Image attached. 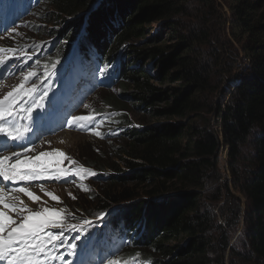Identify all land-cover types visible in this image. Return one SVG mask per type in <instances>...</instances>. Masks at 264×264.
<instances>
[{"label":"trees","instance_id":"obj_1","mask_svg":"<svg viewBox=\"0 0 264 264\" xmlns=\"http://www.w3.org/2000/svg\"><path fill=\"white\" fill-rule=\"evenodd\" d=\"M224 1L231 15L224 43L196 19L193 0H47L45 12L51 13L39 10L42 18L70 19L73 28L63 40L78 49V61L92 50L100 53L104 64L117 65L130 89L127 100L151 119H165L141 126L126 115L111 121L128 141L122 146L126 171L112 166L117 174L103 178L97 175L101 168L91 166L107 186L96 198L97 212L84 210L83 219L106 218L87 233L110 256L130 243L122 264H264V0ZM152 25L160 27L153 35ZM63 46L55 58L61 62L72 50L65 53ZM229 52L232 63L218 69L213 60ZM239 60L245 64L239 82L225 92ZM221 151V168L229 176L225 187ZM224 188L246 197L244 215ZM225 198L234 208L212 205ZM123 203L128 207H118ZM240 221L236 248L230 232ZM140 253L145 256L135 257Z\"/></svg>","mask_w":264,"mask_h":264},{"label":"rangeland","instance_id":"obj_2","mask_svg":"<svg viewBox=\"0 0 264 264\" xmlns=\"http://www.w3.org/2000/svg\"><path fill=\"white\" fill-rule=\"evenodd\" d=\"M46 1L47 0H43L39 6H35L34 8H36V10H30V8H28V11H25V8L23 7L24 3H21V7L16 11V15H19L20 19L15 17L10 21V23H4L3 27L0 28V63L7 64L6 70H2V72L0 70V101H3V104H0V108H3L5 112L4 118L0 120V125L4 124L3 126L7 130L10 129L13 135L15 133V130H18L22 133L27 134V136L29 137V142L20 144L21 140H18L14 143H11V145H16L20 147L21 150H28L30 147L36 145L38 146L36 148V151L37 149L40 151H49L41 152V154L49 153V155L45 156L46 158L42 157L39 160L41 164L40 169L43 172V176L40 179L45 178L48 181L52 182L51 184H49V186H46L44 188L42 186L36 188L35 197H37V199L35 201L32 200L31 197L26 196L25 194L23 195V193H19L18 201H23V203L26 204L27 211L24 214L21 212H18V214L16 213L17 219H13V217H11V220L19 221L25 216H35L38 213L40 214L41 219L51 218L48 216L49 213H58V215L54 216L53 218L60 219L61 225L65 230L59 231L58 228H45V231L50 229L47 232L51 231L52 233L56 234L58 239L47 243L44 247V252H41L38 257H40L41 259L45 258L44 260L46 261L47 254L49 255L48 259H54L58 257V259L61 258L62 262H65L60 263L58 261H54L52 262V264H77L79 263L81 257H83L86 261H89L90 259L88 253L85 256L83 255L84 248L87 246L86 237L88 236V233L87 231H80L79 238H76L73 243H69V241H72L75 238L74 234L72 233L74 232L73 229L77 228L82 223L84 226L91 224V222L86 223L89 221V219H83V216H86L84 210L91 213L97 212V206H95L96 198H99L98 195L100 194L102 189L107 186L105 182L106 180H104L103 178L110 174H117L116 172H114V168L112 166H116L120 169L118 173L126 171V168L125 166H123L122 161V157H124L122 154V146L128 141L123 135L121 136L122 129H115L120 125L117 122L111 124V121H120V118L122 119L123 115H126L124 118L131 121L133 126H141L152 124L157 121H163L165 119H151L147 114H145L142 109L138 108L137 105L129 102L127 100V96L125 95L128 94L130 89L128 87L126 88L123 80L118 79L116 83L114 81L107 80L103 83L99 81V77L110 75V73L106 74L104 70H100L99 67L97 68L95 65H93L87 67L88 72L85 78L80 80L81 83H78L76 89H74L75 91L71 92L70 90L71 94L67 97V99L52 100L50 106L51 111L58 114L60 113L66 118V120L60 122L59 118L58 121L60 123L56 121L55 125H53L54 129L52 133L54 134V136L51 139L54 142L52 146H49V128L47 130L41 129V125L44 124L47 126L48 122L47 120H45V122H42L39 118L40 112L45 109L40 104L36 103V99H34L30 92L31 90H35V93L40 95V98L43 99L42 95L44 92V85H42L41 79L42 81H47L48 84H51L53 80V77H51V75L54 70H57L58 65H60L62 72L69 70V65L60 63L55 58L57 57V54H61V49H63L64 47L63 45H66L65 53L70 50V47H72V49L75 48L72 42H68L69 44H66V41L63 40L73 28L69 25L70 19H66V21L63 22L62 20H55L47 14L44 15V18L41 17V12H47H45ZM208 3L210 5H203V2H197V0H193L194 15L198 21L201 20L207 23V27L215 33V40L217 38H220L221 42L224 43L223 39L225 37H230L228 32V22L231 18L230 12L224 0H209ZM40 9H42L41 12H39ZM50 11L51 10H49L47 13L50 14ZM12 14L13 12H10V18L13 17ZM87 14L88 12L85 15ZM51 19H53V21ZM151 27L152 28L149 30V32L152 35L154 33H157L160 28L157 25H152ZM58 32L63 33V35H57ZM79 35H83L82 28ZM215 40L213 42H215ZM215 45H219V43L217 42ZM49 47L51 51L49 50ZM129 53L130 51L128 48L125 54L128 56ZM24 55H26V57ZM230 55V52L226 53L221 61L213 60L214 65L218 66V69L225 70V67L230 66V64L232 63ZM71 57L72 55L69 54L64 61L66 62ZM244 65L245 64L241 63L240 60L236 62L231 77L223 84V90L225 92L228 91V89L230 88L229 86H231L232 84H238L239 76ZM48 66L49 71H47V73L45 72L46 74L43 73L44 70H47ZM91 68L94 69L91 70ZM40 90H42L43 92ZM53 92L54 90L50 91V96ZM9 93H13L14 95L12 97H9ZM224 96L225 94L222 93L218 97L221 100L225 101L226 99L224 98ZM19 99V106L17 109H15L13 104ZM116 99L122 103V109L116 107V105L114 104H117V102L113 101ZM69 100L73 101V106L67 111L66 107ZM35 105H38L37 110L35 109ZM59 107H62V109L59 110ZM9 109L11 110L12 115L7 114L9 112ZM35 117L38 118L35 119ZM69 118L74 121V125H72L71 123L67 124L72 131L71 134L66 136L63 128L64 124L69 121ZM217 119L218 117L216 118V115L212 117V122L215 128H217ZM48 127L50 126L48 125ZM5 137L9 136L5 133H0V139ZM65 138L73 140V144L69 145V147L67 146L66 148H63L61 145H58V147H56L58 144L57 141L59 139ZM10 146H8L7 148L0 147V159L3 157V154L6 153ZM36 151H34V153L32 154V157L34 158L37 157V154L38 156H41V154L37 153ZM60 152H62L64 156L54 155V153ZM221 153L222 156H219V170L222 174V184L225 187V184L228 182L229 176L223 174H226V172L223 171L224 169L221 167L226 164V158L224 156V152L221 151ZM51 162L52 165H50ZM94 164L98 165L101 168L100 171L98 170L99 173L97 175L98 177L103 178L97 179V177L95 176V172L97 173V171L91 167ZM29 165L32 168L31 163H29ZM54 167H59V171H61L62 173L64 172L62 170H65L66 175H61L64 177V180H62V182L53 180L52 178L48 179L51 177V172L54 171ZM45 170L46 172H44ZM230 179L232 180L231 177ZM117 186H121L122 188V185ZM0 187H2V185H0ZM224 191L230 193L229 191H226L225 188ZM7 194L11 195L12 193L7 192ZM212 195L216 196L217 191H214ZM53 196L56 197V199H53ZM233 197L235 199V202L237 200L242 205V214L244 215L246 197L244 195H235ZM239 198L241 200H239ZM4 204L5 199H0V207L4 206ZM17 204L18 206H20L19 203ZM212 205L215 206L217 210L219 208H228V210L234 208L232 200L228 201L226 200V198L224 199V202H213ZM118 207L126 208L128 207V203L120 204L118 205ZM46 209L47 213L45 212ZM113 209V211H115L117 207ZM15 210L16 207H14L13 209V206H11L7 208V211L4 212V215L7 216L11 212H15ZM0 211L2 212V209H0ZM105 218L106 216H103L92 219L91 221L93 223L100 224L104 221ZM220 220L222 226L226 228L225 220ZM69 225L72 226L67 229L65 226ZM8 227L10 229L11 227H15V225L9 223ZM243 229L244 223L241 221L238 222L237 226L235 225L232 227L230 232L232 236L230 244L232 246H236V248L240 247L239 242L242 240L241 235L243 233ZM1 234L6 237L8 234V230L2 232ZM61 240H63V243L61 244L68 242L65 251L62 253H60L62 247H59L57 244L58 241L60 244ZM50 243L52 245L48 247ZM53 245H56V247H53ZM72 245H76L77 249L76 247L73 248ZM130 250L131 249L129 246H124L123 251H121L122 253L120 252L112 259L104 260L101 262L97 261L96 258L95 260L90 261L86 264H99L100 262V264H120L122 263V260H120L118 263L116 260H119L120 258L122 259L123 255L124 257H127L130 253ZM59 253L60 255L58 256ZM144 256L145 255L140 253L135 257L143 258Z\"/></svg>","mask_w":264,"mask_h":264},{"label":"bare ground","instance_id":"obj_3","mask_svg":"<svg viewBox=\"0 0 264 264\" xmlns=\"http://www.w3.org/2000/svg\"><path fill=\"white\" fill-rule=\"evenodd\" d=\"M31 9H34V10H36V8H34V7H32ZM13 15V14H12ZM15 16H16V18H18V19H20V16L18 15H16L15 14ZM14 19V18H13ZM5 29V28H4ZM25 41V40H24ZM67 43V42H66ZM69 44V43H68ZM22 45V44H21ZM76 46V45H75ZM51 47V46H50ZM50 47H49V50H50ZM2 51H4V50H2ZM51 51V50H50ZM8 52V51H7ZM40 54H41V52H40ZM39 55V54H38ZM54 55V54H53ZM58 55V54H57ZM14 56H15V54H14ZM13 56V57H14ZM22 56V55H21ZM25 57H26V55H24ZM23 57V56H22ZM58 57V56H57ZM80 57V56H79ZM33 58H35V57H33ZM61 58V57H60ZM15 59H18V58H15ZM53 59V58H52ZM8 60H10V59H8ZM12 61V60H11ZM34 61V60H33ZM17 63V62H16ZM9 64V63H8ZM11 64V63H10ZM28 64V63H27ZM30 64V63H29ZM6 68H7V64L6 63H0V70H1V72H2V70H6ZM13 68H15V67H13ZM57 68V67H56ZM11 70V69H10ZM14 70V69H13ZM55 71V70H54ZM53 71V72H54ZM0 72V73H1ZM47 73V72H46ZM45 73V74H46ZM38 75V74H37ZM4 77H5V75H4ZM12 77V76H11ZM12 79H14V78H12ZM11 79V80H12ZM31 81V80H30ZM26 82H27V80H26ZM81 83V82H80ZM41 84V83H40ZM89 84V83H88ZM42 85H43V83H42ZM37 89V88H36ZM39 89V88H38ZM43 89H44V87H43ZM40 91H42V90H40ZM44 91V92H43ZM42 92H43V95H42V97H43V99H41L40 98V95H38V94H35V99H36V103H38V104H40L45 110H46V113H47V116H46V114L45 113H43L42 114V116L40 117V120L42 121V122H45V120H47V122H48V125L50 126V129H49V132H50V134H49V146H52V144H53V140L51 139L53 136H54V134L52 133V131H53V129H54V127H53V125H55V123H56V121L58 122V123H60V122H62V121H65L66 120V118L64 117V116H62L60 113L58 114V113H54L53 111H51V109H50V106H51V103H52V96H50V94H49V92H48V87H46V89L45 90H43ZM75 91V90H74ZM34 92H35V90H34ZM23 97V96H22ZM23 99V98H22ZM27 99V98H26ZM19 102H20V99L17 101V102H15L14 104H13V106H14V108L15 109H17L18 108V106H19ZM23 104V103H22ZM30 104V103H29ZM67 105V104H66ZM35 109L37 110L38 109V105H35ZM27 110V109H26ZM9 111H11L10 109H9ZM20 111V110H19ZM22 111V110H21ZM37 112V111H36ZM20 114V113H19ZM18 114V115H19ZM15 116V115H14ZM24 117V116H23ZM60 118V122L58 121V119ZM19 119H20V117H19ZM1 120V119H0ZM69 121H67V123H65L64 124V128H63V130H64V132H65V134H66V136L67 135H69V134H71V128L70 127H68V125L67 124H69V123H71L72 125H74V121H72L70 118L68 119ZM9 122V121H8ZM2 123V122H1ZM11 123V122H10ZM13 123V122H12ZM104 124V123H103ZM4 125V124H3ZM48 125H47V127H48ZM42 127H41V129H43V130H45L46 129V125H44V124H42L41 125ZM8 127V126H7ZM33 127V126H32ZM12 128H14V127H12ZM10 130V129H9ZM13 130V129H12ZM35 131V130H34ZM39 132V131H38ZM30 135V134H29ZM13 136H16L17 138L16 139H12L11 137H5V138H1L0 139V147H8V146H10L11 145V143H14V142H16V141H18V140H21V143L20 144H23V143H25V142H29V137L27 136V134H25V133H22V132H20V131H18V130H15V133H14V135ZM4 137V136H3ZM34 137H35V135H34ZM38 137V136H37ZM34 139V138H33ZM32 139V140H33ZM48 139V138H47ZM46 139V140H47ZM66 139V140H65ZM65 139H59L58 141H57V146L56 147H58V145H61L63 148H66L67 146L69 147V145H71V144H73L72 143V141L73 140H70V139H68V138H65ZM31 140V139H30ZM36 142V141H35ZM40 142V141H39ZM17 144V143H16ZM42 144V143H41ZM19 145V144H18ZM38 145V144H37ZM27 146V145H26ZM38 146H32V147H30L28 150L27 149H23V150H21L20 149V147H18V146H16V145H11L10 147H9V149L6 151V153L5 154H3V157L0 159V160H3L4 161V163H3V165L2 166H0V167H2V169L3 170H5V171H8L10 168H11V166L13 165V164H19V167L17 168V171L18 172H23V171H27V170H30V169H32V168H37V167H39V168H41V164H40V162L39 161H36L35 163H32V161H35V158L34 157H32V154L34 153V151H36V148H37ZM37 153H40L41 154V152H49L48 150L47 151H40V150H38L37 149V151H36ZM16 154H19V156L17 157V155ZM37 156H38V154H37ZM45 157V156H44ZM46 158V157H45ZM20 161H27L28 163H20ZM53 161V160H52ZM29 162L31 163V166H32V168L30 167V165H29ZM44 163V162H43ZM66 163V162H65ZM50 165H52V162H51V164ZM44 167V166H43ZM63 168V167H62ZM88 168V167H87ZM90 169V168H89ZM53 172H51V177L50 178H48V179H53V180H57V181H61L62 182V180H64V177L63 176H61L62 174L63 175H66V172H65V170L63 169L62 171H64L63 173L61 172V171H59V167H54L53 168ZM49 171V170H48ZM50 171H52V170H50ZM70 171V170H69ZM44 172H46V170L44 171ZM9 175H11V172H9ZM71 179V178H70ZM72 179H73V177H72ZM0 181H2V183H0V185H2V187H0V199H5V204H8V205H11V206H13V209H14V207H16V210H15V212H11L9 215H7L8 217H10V219H11V215H12V217H13V219H17V215H16V213L18 214V212H21V213H26V211H27V208H26V204H24L23 203V201L22 202H19L18 201V198H19V193H23V192H20V191H18V190H16V189H18V188H20V187H24V188H26L27 189V191L28 192H31L34 196H35V190H36V188L37 187H46V186H48L49 184H51L52 182H50V181H48L47 179H36V180H30V181H20V180H16V181H12V180H7V181H5V180H3V176H0ZM68 181V180H67ZM71 181V180H70ZM54 185V184H53ZM60 185V184H59ZM7 192H11L12 194L11 195H8L7 194ZM26 195V196H28L26 193H23V195ZM38 201V200H37ZM36 201V202H37ZM17 203H19V205L20 206H18V204ZM33 207V206H32ZM0 209H2V212L4 213V212H6L7 211V208H5L4 206H1L0 207ZM19 210V211H18ZM1 212V211H0ZM33 217H36V215L35 216H33ZM56 218V217H55ZM71 218V217H70ZM0 221H2V222H0V223H3L4 225H5V228H4V231H7L8 229L6 228L8 225H9V221H7V220H4V218L3 217H0ZM95 225H96V223H94ZM7 225V226H6ZM82 225H83V223H82ZM108 225V224H107ZM93 227H95V226H93ZM109 227V226H108ZM49 228V227H48ZM98 228V227H97ZM52 229V228H51ZM55 229V228H54ZM110 229V228H109ZM74 230V229H73ZM95 230V229H94ZM3 231V232H4ZM98 231H100V230H98ZM105 231H106V229H105ZM51 232V231H50ZM58 232V231H57ZM96 232V231H95ZM101 232V231H100ZM99 232V233H100ZM2 232H0V237H4L3 236V234H1ZM73 233V232H72ZM90 233V232H89ZM103 233V232H102ZM110 234V233H109ZM108 234V235H109ZM61 235V234H60ZM83 235V234H82ZM96 235V234H95ZM68 236V235H67ZM94 236V235H93ZM91 237V236H90ZM105 237V236H104ZM85 238V237H84ZM67 239V238H66ZM73 239V238H72ZM100 239V238H99ZM103 239V238H102ZM110 240H111V237H110ZM85 241V240H84ZM71 242V241H70ZM126 242V241H125ZM87 243V242H86ZM105 243V242H104ZM61 244V243H60ZM125 244V243H124ZM128 244H130V243H128ZM83 245V244H82ZM96 244H93L91 247H94ZM76 246V245H75ZM115 246V245H114ZM71 248V247H70ZM124 248V247H123ZM53 249V248H52ZM76 249H77V247H76ZM83 249V248H82ZM81 249V250H82ZM69 250V249H68ZM80 250V249H79ZM76 251V250H75ZM100 251L101 252H103L107 257H109V254L110 253H108L106 250H103V249H100ZM118 252V251H117ZM54 253V252H53ZM122 253V252H121ZM52 254V253H51ZM74 255H75V253H74ZM82 255V254H81ZM45 256V255H44ZM48 256L49 255H47L46 254V261H48L49 263L51 262V260L52 259H48ZM102 256V255H101ZM121 256V255H120ZM119 256V257H120ZM68 257V256H67ZM95 257V256H94ZM73 258H75V257H73ZM43 259H45V258H43ZM84 259V258H83ZM121 259V258H120ZM116 261H118V260H116ZM2 263V260H0V264ZM94 263V262H93ZM101 263V262H100ZM99 263V264H100ZM52 264V263H51ZM96 264V263H95Z\"/></svg>","mask_w":264,"mask_h":264},{"label":"snow or ice","instance_id":"obj_4","mask_svg":"<svg viewBox=\"0 0 264 264\" xmlns=\"http://www.w3.org/2000/svg\"><path fill=\"white\" fill-rule=\"evenodd\" d=\"M23 87V86H21ZM14 94L9 93V97H12ZM0 104H3V101H0ZM12 115L11 111L7 113ZM5 112L3 108H0V119H3ZM0 133H5L12 139H16V136H13L12 131L7 130L3 125H0ZM17 157L19 154H16ZM49 153H42L41 156H37L35 161H39L42 157L48 156ZM54 155L64 156L62 152L54 153ZM4 163L3 160H0V166ZM20 163H28L27 161H20ZM19 164H13L8 171H5L0 167V176H3V180H20V181H30L42 178L43 172L39 167L32 168L27 171L18 172L17 168ZM11 172V175H9ZM2 183V181H0ZM20 192L26 193L32 200H36L31 192H28L26 188L20 187L16 189ZM56 199V197H52ZM5 208L11 207V205L4 204ZM47 213V209L45 210ZM58 213L52 212L49 213V217L57 216ZM0 217H3L4 220L9 221L10 224L16 225L11 227L8 230L6 237H0V260H8V264H39L38 260L34 261V257H38L41 252H44V247L47 243L55 241L58 239L57 235L52 232H45V228H58L60 227L59 221L51 218H40L38 213L36 217L25 216L21 219L19 224L15 220H11L10 217L5 216L3 212H0ZM5 225L0 223V232H3ZM63 243V240L60 241ZM56 247V245H53ZM75 248V245H72Z\"/></svg>","mask_w":264,"mask_h":264},{"label":"water","instance_id":"obj_5","mask_svg":"<svg viewBox=\"0 0 264 264\" xmlns=\"http://www.w3.org/2000/svg\"><path fill=\"white\" fill-rule=\"evenodd\" d=\"M227 149V157H228V148H226ZM244 210H245V208H244Z\"/></svg>","mask_w":264,"mask_h":264}]
</instances>
